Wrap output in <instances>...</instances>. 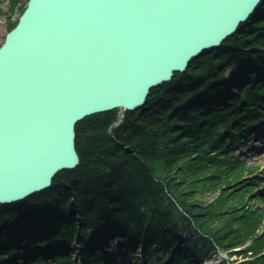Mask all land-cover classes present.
<instances>
[{"label": "trees", "instance_id": "16d2710c", "mask_svg": "<svg viewBox=\"0 0 264 264\" xmlns=\"http://www.w3.org/2000/svg\"><path fill=\"white\" fill-rule=\"evenodd\" d=\"M24 7L0 6L7 30ZM117 110L75 124V168L0 204V252L9 256L0 264H70L72 240L77 264H102L113 257L106 250L115 236L123 253L162 252L157 264H228L213 254L237 246L245 248L233 251L235 264H264V208L254 202L264 171L258 176L234 154L264 115V4L151 88L139 109L116 121ZM247 174L253 178L244 182Z\"/></svg>", "mask_w": 264, "mask_h": 264}, {"label": "water", "instance_id": "95a60500", "mask_svg": "<svg viewBox=\"0 0 264 264\" xmlns=\"http://www.w3.org/2000/svg\"><path fill=\"white\" fill-rule=\"evenodd\" d=\"M264 0H27L0 43V204L79 162L75 124L143 106Z\"/></svg>", "mask_w": 264, "mask_h": 264}, {"label": "rangeland", "instance_id": "374dc122", "mask_svg": "<svg viewBox=\"0 0 264 264\" xmlns=\"http://www.w3.org/2000/svg\"><path fill=\"white\" fill-rule=\"evenodd\" d=\"M22 2L25 3L26 5V1L27 0H21ZM0 6L2 8L3 11H6L7 9V0H0ZM20 15V12H18V9H15L13 11V13L11 14V17H10V20L11 21H16L18 19ZM17 22V21H16ZM6 20H5V16L4 15H0V43L3 41V38H4V35L5 33L7 32V29H6ZM229 72V69H227L224 73V75L226 76ZM118 108V107H116ZM125 110H121L120 108H118L117 110V119L116 121L120 120L121 119V116L123 115ZM261 125L263 124L264 125V121L262 120L261 122ZM260 125V128L262 130H264V126ZM257 133L254 131L248 141L247 144H245L243 147H240L239 150L235 151L234 154H236L238 157H240L242 160L244 161H247L248 163L250 164H253V165H257L259 166L258 169L256 170V174L258 176L262 175V171L264 170V144H263V148H260V147H257L255 149H253L254 147V143L255 142H252V136L256 135ZM264 140V137L262 138ZM253 176V175H252ZM251 178L250 175H246L243 177V181L244 182H247L249 181ZM263 182H264V177L262 178ZM261 189V190H260ZM258 190L260 191H257L255 192V199H254V202L255 203V207H260V208H264V200L262 199H259L261 196H264V185L259 188ZM212 198L210 196H208V200L210 201ZM264 224V219H263V223L262 225ZM52 241L54 242V239H52ZM117 241H119L118 237H112L109 241V244H108V250H111V251H114L115 249L118 248V245H117ZM198 244V243H197ZM199 246V244H198ZM107 250V251H108ZM242 251V250H240ZM239 251V252H240ZM39 250H35L34 253H38ZM148 252V258L147 260L145 259V261H143V259H140L141 256H140V250L137 248V249H134V251H128L126 253H120V252H117L118 253V257L115 258V260H111L109 262V264H115L114 262L116 260H120L121 263L119 264H155V254L156 256H161L163 253L162 252H154V251H151V250H147ZM232 252V251H231ZM68 253H69V256H70V264H77V262L75 261V258H76V250L75 248L73 249L72 247H70L68 249ZM97 253H100L99 251H97ZM219 252H214L213 254V257H212V260H214V258H218L219 257ZM99 258H102L103 255H98ZM240 259V256L238 255H235V254H232L230 255V259ZM131 259H134L133 261H131ZM243 259V258H242Z\"/></svg>", "mask_w": 264, "mask_h": 264}, {"label": "bare ground", "instance_id": "6f19581e", "mask_svg": "<svg viewBox=\"0 0 264 264\" xmlns=\"http://www.w3.org/2000/svg\"><path fill=\"white\" fill-rule=\"evenodd\" d=\"M260 8V7H259ZM255 12V11H254ZM252 15V14H251ZM250 15V16H251ZM250 18V17H249ZM248 18V19H249ZM218 46V45H217ZM214 47H216V46H214ZM211 48H213V47H211ZM211 48H209V49H211ZM209 49H205V50H209ZM205 50H203V51H205ZM202 51V52H203ZM202 52H200L199 54H201ZM198 55V54H197ZM197 55H196V57H197ZM139 109V108H138ZM62 170H65V169H62ZM61 171V170H60ZM60 171H58V172H60ZM55 176V175H54ZM53 176V177H54ZM53 179V178H52ZM51 185V184H50ZM44 190V189H43ZM42 191V190H41ZM39 192V191H38ZM32 195V194H31ZM22 199H24V198H22ZM22 199H20V200H22ZM15 202V201H14ZM3 204H6V203H3ZM243 248H245V246H242ZM39 253V252H38ZM38 253H35L36 255H38ZM7 258H9V256H7V254H5V253H3V252H0V262L2 261V260H4V259H7Z\"/></svg>", "mask_w": 264, "mask_h": 264}]
</instances>
